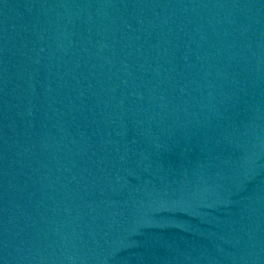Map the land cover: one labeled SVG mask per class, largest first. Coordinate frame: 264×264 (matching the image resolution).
I'll list each match as a JSON object with an SVG mask.
<instances>
[{
  "label": "water",
  "instance_id": "obj_1",
  "mask_svg": "<svg viewBox=\"0 0 264 264\" xmlns=\"http://www.w3.org/2000/svg\"><path fill=\"white\" fill-rule=\"evenodd\" d=\"M0 264H264V0H0Z\"/></svg>",
  "mask_w": 264,
  "mask_h": 264
}]
</instances>
